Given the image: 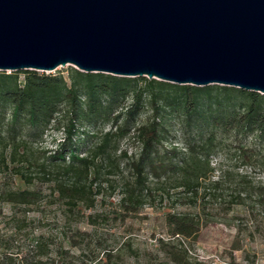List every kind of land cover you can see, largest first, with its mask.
Here are the masks:
<instances>
[{"label":"rangeland","instance_id":"1","mask_svg":"<svg viewBox=\"0 0 264 264\" xmlns=\"http://www.w3.org/2000/svg\"><path fill=\"white\" fill-rule=\"evenodd\" d=\"M5 74L11 79L3 83H13V72ZM45 74L79 84L81 102L87 105L86 73L66 65ZM23 78L17 76L18 84ZM116 78L126 87L125 95L102 96L98 112L78 123L74 154L92 163L87 176L65 174L69 154L57 155L68 115H55V120L37 126L23 118L14 123L9 104L0 101V264L33 260L37 242L48 246V257L55 263L56 251L63 249L76 264L83 255H98L106 264H264V134L236 130L227 123L242 113L247 98L236 88L220 85ZM173 86L208 89L194 96L195 110L186 116ZM135 91L142 94L140 109L128 116ZM66 107L63 103L61 112ZM153 120L163 138L156 147L158 155L165 163L182 166V171L155 179L144 167L138 178L132 167L141 156L135 130ZM191 145L200 149L192 153ZM182 178L197 182L196 206L184 204ZM72 184L84 186L89 200L75 208L58 191ZM131 191L135 204L129 199ZM8 193L25 194L27 201H6ZM173 214L190 215L197 235H171L166 218ZM78 232L89 238L82 240Z\"/></svg>","mask_w":264,"mask_h":264},{"label":"water","instance_id":"2","mask_svg":"<svg viewBox=\"0 0 264 264\" xmlns=\"http://www.w3.org/2000/svg\"><path fill=\"white\" fill-rule=\"evenodd\" d=\"M66 65L264 95V0H0V72Z\"/></svg>","mask_w":264,"mask_h":264},{"label":"trees","instance_id":"3","mask_svg":"<svg viewBox=\"0 0 264 264\" xmlns=\"http://www.w3.org/2000/svg\"><path fill=\"white\" fill-rule=\"evenodd\" d=\"M20 74L24 76L22 84H18L17 81V76ZM13 75L15 76L13 78V83L6 84L3 83V81L5 79H11L9 77L10 74L7 75L5 72H0V101L9 104L11 108V121L16 123L18 119L23 118L28 125L37 126L42 123L48 124L55 120V115H61L62 113L68 115L67 124L63 128L64 138L61 144V153L57 155H61L62 158L65 153L69 154L68 158L71 160V163L68 167L62 168L65 174L77 177L83 175L87 176L92 167V163L87 158H78L74 154L76 152L74 138L80 127H78V123L90 118V115H95L98 112V103L102 96L111 99L124 96L127 90L126 87H122L121 80L112 76L103 77L101 75L94 76L93 74H86V85L84 89L87 91L85 98L88 102L87 105L84 106L81 102L82 88L74 81L68 84L62 77L46 75L45 73L36 71L13 72ZM139 81L142 82L146 80L140 79ZM150 84L151 83L148 82V85ZM173 88L177 90L176 92L180 93L179 96H177L179 99H182V106H184L186 116H189L190 113L195 110L196 98L194 96L208 89L190 86H173ZM235 91L246 97L248 103L240 107L242 113H237L227 120L228 125L236 130H250L251 132L264 134V96L238 89ZM154 93L155 92L152 91L151 95L155 97ZM141 97V92L135 91L134 102L127 108L126 115L133 116L140 109L139 101ZM191 97L192 100L190 102ZM63 103H66L67 110L61 112L60 106ZM191 105L193 106L191 107ZM123 131L120 129L119 133L124 135L125 131ZM134 137L141 145V156L139 161L132 165L138 178L141 177L144 167L148 168V174L155 179L182 171V166H177V164L172 162L165 163V160L158 155L156 147L162 142L163 138L160 135L156 120H153L148 125L137 128ZM208 141L211 140L209 139ZM189 149L194 153L200 148L197 145H191ZM17 153L15 152V155ZM173 153L174 152L171 151V154ZM15 159L16 157L13 156L12 161L15 162ZM52 159L56 160L57 158L53 157ZM74 164H78L82 169L76 168ZM179 187L183 189L182 193H184V197H186L183 198L184 204L196 206L199 187L197 182L182 178ZM58 191L61 196L68 199L67 205L71 208H75L81 201H89L88 198L85 197V187L82 185L72 184V186H59ZM130 193L129 199H131V203H137L138 200L134 192L131 191ZM187 195H190V197ZM5 199L11 202H14L16 199L26 202L27 196L25 194L8 193L5 195ZM91 206L92 204H90L89 207ZM166 223L173 236L192 238L198 233L195 220L187 214L168 215ZM77 235L82 240L89 238V234L87 233L78 232ZM70 241H72L73 247L76 246V244H74V238ZM35 248L38 251L36 258L30 261L25 259L21 264H76L72 261L69 252L63 249H58L56 251L58 262L55 263L48 257L50 252L46 244L37 242ZM44 258L48 262L43 261L42 259ZM79 260V264H106L103 263V257L99 258L98 255L91 259L89 255H83L82 259L80 258ZM109 261L110 260L107 258V263Z\"/></svg>","mask_w":264,"mask_h":264}]
</instances>
